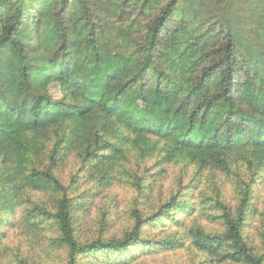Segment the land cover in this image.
Wrapping results in <instances>:
<instances>
[{
	"label": "trees",
	"instance_id": "trees-1",
	"mask_svg": "<svg viewBox=\"0 0 264 264\" xmlns=\"http://www.w3.org/2000/svg\"><path fill=\"white\" fill-rule=\"evenodd\" d=\"M180 4L160 0L155 11H140L143 25L126 39L140 60L138 70L110 77L106 90L97 91L73 81L70 69L73 60L88 53L100 58L106 26L98 0H0L2 231L11 226L53 232L52 245L65 253L63 264H132L143 254L183 249L193 251V264H264V206L258 192L264 185V141L235 153L222 144L238 127H249L250 109L240 94L246 78L256 83L259 73L239 53L225 18L217 40L209 43L206 30L178 18ZM55 84L62 98L50 94ZM261 87L264 98V80ZM131 89L159 110L164 131L118 119L121 96ZM107 90L114 94L113 104ZM219 102L226 112L213 134L208 120ZM70 155L80 164L66 184L57 171ZM131 156L148 166L133 175L129 225L111 234V203L99 235L81 239L77 211L83 204L76 187L82 173L110 187ZM154 158L156 167L186 166L177 189L161 204L149 192ZM227 180L234 185L232 199L226 196ZM47 193L55 195L49 203L35 197ZM206 204L217 211L218 228L193 222ZM167 222L169 228H181V239L175 231L166 237L152 233L167 228ZM7 236H0V249L7 251L0 264H31L19 252H9Z\"/></svg>",
	"mask_w": 264,
	"mask_h": 264
},
{
	"label": "rangeland",
	"instance_id": "rangeland-1",
	"mask_svg": "<svg viewBox=\"0 0 264 264\" xmlns=\"http://www.w3.org/2000/svg\"><path fill=\"white\" fill-rule=\"evenodd\" d=\"M160 0H141L140 2L127 3L124 0H98L100 5V18L106 26V32L100 36V58L93 53L79 57L71 62L70 75L73 81H83L92 90L105 91L110 77L120 76L124 73L135 72L140 66L138 57L132 54V46L127 44L128 37L134 31L142 27L139 19L140 11L153 12ZM178 18L184 19L199 29L206 30L204 39L209 43L217 40L219 29L223 18L227 20L229 29L235 38L239 53L250 64L258 70L259 76L255 83L247 77L241 91V98L249 106V112L245 116V127H238L232 138L223 139L222 144L229 153H235L250 144L264 141V98L262 95V83L264 80V56L262 47L264 45V0H181L178 8ZM50 94L54 98H62L63 91L59 85L50 87ZM106 98L109 104L114 102V94L107 90ZM226 112V105L222 102L216 103L209 116L210 131L215 130L220 118ZM118 119L131 124L134 127L164 131L166 126L161 118L159 110L138 99L136 90L131 89L121 96ZM156 158L150 163L153 167L152 173L148 175L149 186L152 188L154 200H162L173 190L177 189L178 179L183 173L184 162L167 164L156 167ZM79 159L70 155L61 161L58 175L68 184L79 166ZM148 163L131 156L129 161L123 163L117 180L110 187H100L95 181L81 175V180L76 187V196L82 200L80 203L87 205L86 210L77 211L79 237L83 240L92 239L99 235L103 229V217L108 213V206L112 203L115 208L110 217L112 228L111 234L121 233L128 226L127 212L135 197V180L133 175L136 171L142 174V168ZM193 170L190 168L188 174ZM153 174V175H152ZM189 174V175H190ZM207 174V173H206ZM189 175L184 177L187 181ZM187 178V179H186ZM222 179V178H221ZM154 184V185H153ZM230 188L234 189L233 182L227 180L226 191L230 199ZM259 189V187H258ZM191 191V190H190ZM190 191H187V199L192 200ZM260 205L264 206V185H260ZM54 194H39L35 197L42 202L49 203ZM205 210L196 216L193 222L209 228H218L215 213L210 204L205 205ZM192 216V215H191ZM216 223V224H215ZM172 223L167 222V228L160 227L152 230L153 234L160 237L170 236L172 231L180 237L181 228H169ZM5 230V231H4ZM166 230V231H164ZM7 232L5 238L9 252L20 253L21 256L31 261V264H63L65 253L52 245L51 238L55 237L53 232H36L34 230H16L11 226L3 229L0 227V236ZM7 251L0 249V263ZM193 251L183 249L181 251L157 252L155 254H143L139 262L132 264H193ZM198 258L196 257V262Z\"/></svg>",
	"mask_w": 264,
	"mask_h": 264
}]
</instances>
